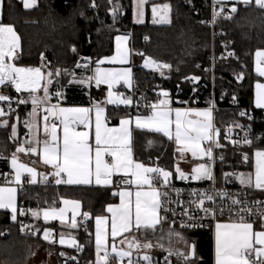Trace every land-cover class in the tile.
<instances>
[{"label":"trees","instance_id":"obj_1","mask_svg":"<svg viewBox=\"0 0 264 264\" xmlns=\"http://www.w3.org/2000/svg\"><path fill=\"white\" fill-rule=\"evenodd\" d=\"M130 1L36 0L34 7L25 8L20 1L3 0L0 24L13 26L20 37V49L15 63L26 68H40L45 76L44 85L48 88V103L54 102V96L60 93L59 101L62 105L102 103L105 91L103 87L95 84L84 87L77 80L87 79L99 61L112 54L114 40L120 35L129 36L131 33L134 47L141 52V56L135 60L133 74L139 88L142 89L147 83L156 84L159 91L169 94L172 104L177 98L175 93L178 90L189 92V78L205 79V69L209 66L213 51L215 106L226 108L235 101L239 106L251 109L250 119H244L236 111L217 110L216 124L224 126L237 122L249 126L253 133H264V110L254 109L251 105L253 83L257 80L253 73L252 57L255 51L264 50V9L253 3L234 5L237 9L235 13L223 9L220 15L214 16L215 23L211 31L210 0H164L171 8V23L166 26L151 23L132 25ZM229 16L231 18H226ZM145 37L146 42L141 43ZM225 53L227 57L222 56ZM149 58L170 67L161 72L146 70L141 63L143 59ZM48 73L53 75L48 77ZM48 79H51L50 84H47ZM206 92H209V88ZM22 95L29 101V96ZM38 96H43L42 91L38 92ZM194 105L206 107L209 106V100L203 97ZM30 108V105L18 107L13 113L7 114V126L0 127V183L8 181L10 176L8 157L23 145L19 139L12 138L11 128L16 124L19 134L23 133V119ZM106 108L113 122H116L114 116L126 113ZM219 145L220 154L215 172L221 183L233 171L240 169L241 150H264V139L257 144L245 143L239 148H232L220 139ZM143 154V158L160 157L165 166H169L173 159V148L171 143L165 142L157 153L150 151ZM63 198L79 201L82 212L89 213L90 220L87 230L78 229L73 234L81 248L73 251L56 250L53 254L54 262L71 264L76 251H80L81 259H95L92 221L105 214L108 204L117 202L112 191L62 185H29L18 193L19 213L14 223L10 222L7 212L0 211L1 264H29L34 259L38 246H46L41 233L49 225L40 220L32 228L33 235L19 234L21 223L33 218L32 213L21 214L22 211L26 208L43 209L51 204L57 207ZM180 230L195 247L191 264H211L210 230ZM55 234H58L57 231Z\"/></svg>","mask_w":264,"mask_h":264},{"label":"snow or ice","instance_id":"obj_2","mask_svg":"<svg viewBox=\"0 0 264 264\" xmlns=\"http://www.w3.org/2000/svg\"><path fill=\"white\" fill-rule=\"evenodd\" d=\"M141 11L139 16H143L142 6L146 0H138ZM223 0H217V3H222ZM237 3L250 5L253 0H236ZM255 5L264 9V0H254ZM25 8L34 7L36 0H22ZM3 0H0V7H2ZM95 6V5H93ZM168 9V5L163 6ZM154 17L157 14V9H152ZM223 11V9H221ZM236 7L231 8V12L235 13ZM220 15V13H216ZM226 18H231L226 17ZM138 22H142L138 20ZM154 23H168L167 14L161 16L159 20L154 18ZM117 38V53L110 58L111 62L125 63L127 55L122 53ZM147 39V37H145ZM20 49V37L11 25L0 24V86L11 84L14 86L16 92L25 91L29 93L33 110L30 114L35 117L37 109L41 105L48 102L49 94L48 88L45 84L42 88L44 95L42 97L33 95L41 90V81L45 79L44 74L40 68H24L17 67L12 61L18 58V50ZM75 51V48L72 49ZM256 56L264 57V51H257ZM100 63H103L101 61ZM78 67L80 65H77ZM145 67L169 68L170 65L159 64L154 60L146 59ZM258 72L264 76V69L258 67ZM59 74L58 72L56 73ZM163 74V73H161ZM51 77L53 73H48ZM95 80L97 86L107 84L109 88L107 103H123L128 104L131 101L127 98L120 99L114 98L112 88L115 84L123 80L126 84L131 86V69L125 68L121 70H102L97 68L94 77H89L80 83L90 82ZM51 83V79L47 80V84ZM260 90L257 93V106L264 108V84H257ZM59 96L60 93H57ZM168 93L163 92V99L159 100L157 104L151 105L152 113L146 118L136 117L135 127L137 129H148L158 133H163L168 139H173L176 142L178 151L183 154L184 152H191L193 157L207 156L209 159L213 156V147H220L218 141L214 140L213 136V123H212V109L209 108L204 111H197L194 109H175L169 107ZM0 102H8L9 109H11V98L8 95L0 92ZM18 104L27 103V100H17ZM47 113L43 119L47 122L49 116L54 117L63 125V138L62 145L59 142L57 135V124L51 123L49 127L45 123L44 131L50 135V140L46 139L43 142V163L51 165L54 169L53 175L58 177L55 181L56 184H69V185H89L93 182L96 185H110L113 183V176L123 174V183L128 185H135L138 189L133 193L132 191H120L115 193L120 197V203L115 206H108L107 211L111 213V223L109 232V217L98 216L95 218V248H96V261L95 264H109L112 254L116 257L123 259L124 257H131L130 251L117 250L115 245L111 246L109 251V236L115 240L117 236L129 233L133 229L136 231H155L158 224L161 223L163 217L158 215L159 210L162 208V196L166 193L160 192L155 186V182L162 177L164 185H167L170 172L165 171L159 167H146L142 163L135 162L131 150V132L129 125L132 123L130 119H122L119 127H108L104 117V109L98 104L95 106V148L93 155V147L89 144V132L77 131L79 125L85 128L91 126L90 113L92 109L89 108H64L59 105H51L44 108ZM175 112V118L172 119V112ZM5 115V111L0 107V117ZM243 115V113H241ZM202 117L203 119H191L190 117ZM7 121L0 122V127L7 126ZM26 126L30 129L35 127V122L25 121ZM175 126L174 134L172 126ZM219 132L217 130L216 135ZM12 135H16L15 126L12 128ZM203 142H208L207 148H202ZM28 143V142H26ZM39 144V141H36ZM151 143V142H149ZM245 143L250 141L245 140ZM31 152L36 153V147H30L27 150L24 147H18L17 152ZM110 157V161L105 157ZM256 171L254 187L257 189H264V150L256 151ZM247 160L248 157L244 156ZM13 168L15 172V183H21L22 170L31 174V183H36V173L33 168H28L23 164L17 163L15 154L12 158ZM180 178L186 179L187 176L177 168ZM207 178L211 179V168L206 164H200L193 169L192 179ZM242 184L253 186L252 175L249 174L245 177L244 174L239 176ZM148 186L149 190H144ZM16 192L14 187H0V209H10L11 219L16 220ZM211 200V196L206 197ZM203 200L200 205H203ZM239 201L234 200L233 204H238ZM65 207L57 210H45L43 218L45 221L49 219L60 220L65 223L66 214L71 210V223L70 227L75 229L78 227L76 217L81 208L79 201L64 200ZM207 215H214V211L210 209L204 210ZM244 211V209H241ZM23 214V213H21ZM250 214V213H249ZM32 215L39 218L38 212H32ZM85 220L89 218V213H82ZM238 222L230 223H217L215 225V264H264V230L254 231L253 223L247 222L246 218L239 215ZM260 217L264 220V212L260 213ZM188 226V225H184ZM264 229V223L261 224ZM173 233H169L171 236ZM177 237L183 239L179 233H175ZM52 233L50 230L44 231L43 238L52 242L50 237ZM121 244L125 243L124 240L120 241ZM59 243L61 245L67 244L69 247H76L80 249L81 246L77 244L75 238L66 240L64 234H60ZM185 243H187L185 241ZM129 249L139 248L141 245L133 238L127 241ZM144 248H151L150 243L143 245ZM103 253V255H101ZM195 256V247L192 245L189 252L177 253L185 261V264H190L191 256ZM171 254V252H170ZM63 255V253H61ZM144 261L151 264V257L144 255ZM73 259H75L73 257ZM129 264L132 261L129 260Z\"/></svg>","mask_w":264,"mask_h":264},{"label":"crops","instance_id":"obj_3","mask_svg":"<svg viewBox=\"0 0 264 264\" xmlns=\"http://www.w3.org/2000/svg\"><path fill=\"white\" fill-rule=\"evenodd\" d=\"M17 1L22 2V0H17ZM130 3H131V23H132V25L142 26V25H145L147 23H151L154 25H163V26L165 25L166 26V25H169L171 23V8H170L169 4L167 2H165L164 0H146V2L142 6V11H143L142 17L139 16V12L141 11V8L139 6L138 0H131ZM252 3L255 4L254 0ZM225 4L234 6V5L243 4V3H237L236 0H223L222 3H217V0H210V6L211 5L213 6L214 16L216 15V13L221 12V6L225 5ZM164 5H168V9H164V7H163ZM154 7L157 9V14L155 17L153 15V11H152V9ZM165 14H167V18L169 20L168 23L160 24V23H154L153 22L154 18L156 20H159L160 17L164 16ZM138 20H140L142 22H138ZM214 21H215V18H214ZM118 37L121 38L119 40L120 50L122 53H125L127 55V60L125 63L111 62L110 61V58L115 56L117 53V44H118L117 38ZM118 37H116L114 40V47H113L112 54L110 56H107V57L101 59L99 61V63L95 66V68H93L89 77L95 76L97 68H100L102 70H121V69H125V68H130L131 69V86H129V84H126L123 80H120V82L115 84L112 88V90L116 87H120L123 90H129L132 87L133 74H134V70L130 66V63H129L130 50H131V43L132 42H131L130 36L120 35ZM257 51H264V50H257ZM257 51L254 52L253 57H252L253 73H254L255 77L257 78V80L253 83L251 105H252V108H254V109L264 110V108L257 106V93H258V91H260L257 88V84H264V76H261L257 70L258 67L260 69H264V57L258 58L256 56ZM101 61H103V63H100ZM82 80H86V79H82ZM82 80H79V81L77 80V83L81 84L84 87H88L91 84L96 85L94 79H92L90 82H87V83H80V81H82ZM99 86L103 87L105 90L103 93L102 103H95V104L84 105V106H78V105L74 106V105H62L61 102L59 101L60 99L55 100L54 102H50V103L47 102L46 104L41 105L42 106L41 108L37 109V114L35 117H32L30 115L32 113L33 107H31L28 110L26 117L23 119L24 130H23L22 134H19L18 128H16V135L12 136V138L19 139L23 143V146L25 147L26 150L30 147H36L37 148L36 153H31L28 151H26L25 154H21L20 152L12 153L8 157V161H7L8 166H9V173H10L9 179L6 182L0 183V187H14L17 189L16 198H15L16 208H17L16 217L19 213L18 212V193L21 190H23V188L25 186L46 185L47 181L43 175V172L46 169H51L54 171V169L51 165H46L43 163V156H44L43 142L46 139L50 140V135L46 134L44 131L43 123L45 122V120L43 119V117L45 115H47V113L44 111V108L50 107L51 105H59L60 107H64V108H89V109H92V112L90 113L91 126L88 128H85L83 125H79L76 128V130L89 132V144L93 147V155H94V148H95V106L98 104L100 107H102L104 109V117H105V121H106L107 117H110L112 119V116L108 115L106 107H109L115 111H118V109L121 111H125L126 107L129 105V103L128 104H123V103L110 104V103H107L108 92H109L108 85L107 84H101ZM115 97H119L120 99L127 98V97L122 96V95H115L114 94V98ZM168 100H169V97H168ZM29 101H31V100H29ZM173 105L174 104H172L169 101V107L172 110L181 109L180 107H178V106L176 107ZM190 109H194L197 111H204V110L209 109V107H207V106L206 107L193 106ZM181 110L183 111V109H181ZM151 113H148V114L143 115V116H131L130 114H128L126 112L123 115L114 116L113 118L116 119V122H113L111 120L110 123H108L106 121V124L110 128L111 127H119L120 121L122 119H130L132 121V123L129 125V129L131 132V150H132L133 160L135 162L144 164L146 167H159L165 171L170 172L169 169L173 168L175 153H177V148L179 147V145L176 144L174 137H173V139L170 140L166 136H164L163 133H158V132H155L153 130H148V129H137L135 127L136 117L146 118L149 115H151ZM7 114L9 115L10 113H7ZM214 117H215V115H214ZM6 118H7V115H4L0 118V121H5V120H7ZM49 118L55 119L52 116H49ZM171 118L172 119L175 118V112L174 111L172 112ZM190 118L191 119H200V120L203 119L202 117H194V116L190 117ZM33 120H34L36 126L30 129L28 126H26L25 121H33ZM56 121H57V135L59 137V142L62 145L63 125L60 124V122L58 120H56ZM212 121H213V118H212ZM174 130H175V126L173 125L172 126L173 134H174ZM37 140L39 141V144L36 143ZM26 142H28V143H26ZM149 142H151V143H149ZM165 142L171 143L172 148H173V159L171 160L172 162L169 166H165V164L161 161L160 157L155 156L153 159L150 158L149 156L146 158L142 157V155H145L143 153H148L150 151H154L157 153V151L163 146V144ZM205 146L207 148L206 144H205ZM230 147L233 148L235 146L230 145ZM245 147H248V146H245ZM235 148H239V147H235ZM241 151L242 152L240 153V160H239L240 161V169L233 171L231 177L234 179L235 183L239 186L247 187V188L253 187L254 186V180H255V171H256L255 153H256V151H261V150L254 149V150L248 151V150L243 149ZM14 154L17 157V163L18 164H23L28 168L34 169V171L36 173V177H35L36 183L29 182L32 179V176L30 173L23 171V170H22V175H21V183L20 184L15 183L16 169H14L13 165H12V158H13ZM244 156H247L248 159L245 160ZM105 159L110 161L111 158L106 156ZM143 159H146V160H143ZM198 165H200V164L196 163V166H198ZM215 166H216V164H215ZM215 166L213 167L212 162H211V167H212L211 173L213 172V170L215 171ZM215 174H216V172H215ZM240 174H244L245 177H247L249 174H251L252 180H253V186H249L246 183L242 184L240 182V179H239ZM169 178H171L173 180L182 179L173 172L171 173ZM112 179H113V183L110 185H106V186L105 185H96L94 182L92 184H89V185H75V184L69 185V184H64V183H61L59 185H62L64 187H69V188H96V189H109V190H111L112 196L116 197L117 202L114 204H108L105 207V214L101 215V216L109 217V232H110L111 213H109L107 211V208L110 205L115 206V205H118L120 203V197H119V195H116L115 193H118L120 191H132L133 193H135V191L138 190L135 185H128V184L123 183V179H124L123 174L114 175ZM203 180H206V179H200L199 181H203ZM144 190H149L148 186H145ZM64 200L77 201V200H73V199L63 198L60 200L59 205L57 207H53V208H56L57 210H59L60 208L65 207V205L63 204ZM51 209L52 208L35 209V210H31L29 213L38 212L39 218H36L33 216L32 219L40 220L43 223L49 225V226L45 227L43 229V231L44 230H50L52 235H55L57 242H58V248L48 247L47 245L44 247V252H45V256H46V258L44 257V262H45L44 264H65L64 262H61V263H55L54 262L55 261V258L53 256L54 252L58 249H62L64 251H73V250H79V249H77L76 247H69L67 244L61 245L59 243L60 234L63 233L66 240L71 239V238H75L77 244H79L76 237L73 235L74 232L78 230V227L73 229L69 226L71 223V215H72L71 210H69L68 213L66 214L65 223H63V224L58 219L57 220L49 219L48 221H45L43 218V212L45 210H51ZM0 211L8 213L11 223H14L16 221V220L13 221L11 219L12 213H11L10 209H0ZM79 213L80 214H78L77 217L83 216L82 215V213H83L82 208H80ZM158 215L160 216V210H159ZM95 218L92 221V228H91L92 241H93V246L95 249V259L93 261H96V259H97L96 248H95ZM87 220L88 221L90 220V216ZM218 223H230V222L220 221ZM261 224H262V222H260V221L253 222L254 231L264 230L261 228ZM50 225H53V227H51ZM55 231H57V233H58L57 235L55 234ZM170 232L173 233L171 236L169 235ZM175 233H179L180 236L183 237V239H180L179 237H177L175 235ZM41 235H42V233H41ZM211 237H212V262H211V264H215V226L211 232ZM133 238H135V240L141 245V247L129 249L127 241L132 240ZM42 239L44 240V242L46 244L47 240H45L44 238H42ZM122 240H124L125 243L121 244L120 241H122ZM185 241L187 243H185ZM146 243H150L152 245V247L151 248H144L143 245ZM113 244L115 245L117 250L130 251L131 257L136 258V259H140L141 261H143L145 263H148V261H144L140 255L144 254V255L150 256L151 257V264H161V262H163L165 264H185V261L183 260V258L181 256H178L177 253L189 252L190 247L193 245L185 237V235L181 232L180 229H177L176 227H173L171 225H167L164 222H162V220H161V223L157 225L155 231H152V230L136 231L135 229H133L129 233H125L123 235L117 236L114 241L111 238V236H109V251L111 250V246ZM170 252H171V254H170ZM113 255H115V254H113ZM190 256H191V254H190ZM193 258L194 257L191 256V260ZM262 259H264V258H262ZM191 263L192 262H190V264ZM34 264H37V263H34Z\"/></svg>","mask_w":264,"mask_h":264},{"label":"built area","instance_id":"obj_4","mask_svg":"<svg viewBox=\"0 0 264 264\" xmlns=\"http://www.w3.org/2000/svg\"><path fill=\"white\" fill-rule=\"evenodd\" d=\"M232 5H222L221 9L231 10ZM214 12L213 6H210V18L209 26L211 31L214 27ZM131 39V50L129 63L134 70L135 60L141 56V52L134 47L132 34L130 33ZM141 43H145L146 39L143 38ZM227 57V53L222 55ZM142 63H145V60H142ZM141 63V64H142ZM238 76V75H236ZM189 86V92L183 93L178 90L175 95L173 106H178L183 110L190 109L195 106L194 103L201 100L205 97L209 100V108L212 109V118H213V136L214 140L218 141L222 139L224 142L233 145L235 147H241L245 144V140L254 142L257 144L259 141L264 139V133L257 132L253 133L252 129L245 125H240L239 123L225 124L224 126H219L215 121V112L217 110H232L236 111L237 114L244 119L251 118V109L246 107H241L237 102H232L229 107L226 108H217L215 106V61L214 53L212 51L209 60V66L205 69V79L200 80L199 78H189L187 80ZM209 88V92L208 91ZM14 86L11 84H5L1 86L0 92L5 95H8L11 98V109H9L8 102H2L4 110L7 113H13L18 107L28 106L33 107V104L27 103L18 104L17 100H27L25 96L18 95L14 92ZM115 95H122L127 97L131 101L126 107L125 111L131 116H143L148 113H151L153 110L151 105L157 104L159 100L163 99L162 93L164 91H159L157 85H151L150 83L145 84L141 89L139 84L133 78L132 87L129 90H123L120 87H116L113 90ZM182 95V97H181ZM55 100H59L60 96L55 95ZM42 106L38 107L41 108ZM243 113V115H241ZM111 118L107 117L106 121L111 122ZM57 121L55 119L49 118V120L43 123L51 126V123ZM219 132L218 136L216 132ZM208 147V142H205ZM213 147V156L211 158L212 166L214 167L218 156L220 154L218 147L215 144ZM53 170L46 169L43 172V175L47 181L46 185L40 186H56L55 181L58 177L53 175ZM212 178L206 179L203 181L193 180L190 176H187L186 179L173 180L169 178L167 185L163 184L162 177L157 180L154 186L162 193H166V196H162V208L160 209V217H163L162 222L167 225L176 227L177 229H209L212 232L214 226L220 222H238L239 215H242L246 218L247 222H256L260 221L264 223V220L261 219L260 213L264 212V189H257L253 187H242L235 183L234 179L231 176L226 177L219 182L216 177L215 171L211 173ZM6 182V181H4ZM211 196L212 199L208 200L206 197ZM203 200V205H200V201ZM239 201L238 204H233V201ZM55 203V200H53ZM52 202V203H53ZM47 208H53V204L48 205ZM205 209H210L214 211V215H207ZM244 209V211H241ZM30 208H26L22 213L26 214L30 212ZM250 213V214H249ZM78 229L87 230L88 229V220H85L83 216L76 218ZM37 224V220L30 219L21 223L19 227V234L23 236H31L34 234L32 228ZM188 225V226H184ZM52 242L47 241L46 245L48 247H57L58 242L55 235L50 237ZM80 251H76L73 255L75 259H71V264H95V261H90L86 259H81L79 256ZM103 255V253H101ZM129 260L132 261V264H148L140 259L133 257H124L120 259L112 254V258L109 261V264H129ZM161 264H165L161 262Z\"/></svg>","mask_w":264,"mask_h":264},{"label":"rangeland","instance_id":"obj_5","mask_svg":"<svg viewBox=\"0 0 264 264\" xmlns=\"http://www.w3.org/2000/svg\"><path fill=\"white\" fill-rule=\"evenodd\" d=\"M1 15H2V7H0V18H1ZM160 24H163V23H160ZM3 25V24H2ZM17 67H23V66H19L15 63V60L12 61ZM145 63H142L141 66L146 69V70H151V71H156V72H161V70H163L164 68H155V67H145L144 66ZM26 68V67H24ZM44 80L41 81V90L39 91H42V94L44 95L43 93V86H44ZM1 88V86H0ZM14 92L18 95H22V94H26L27 96H29V93L28 92H25V91H21V92H16L15 91V88L13 89ZM38 91V92H39ZM38 92L34 93L33 95H36L38 96ZM30 97V96H29ZM31 100V98L29 99ZM2 102H0V107L3 108V106L1 105ZM30 104L31 101H29ZM4 109V108H3ZM5 111V110H4ZM5 115H7V112L5 111ZM1 118V117H0ZM0 122H3V121H0ZM15 126V129L17 128V125H13ZM12 126V128H13ZM12 128H11V131H10V134L11 136L12 135ZM180 147V146H179ZM202 148H206L205 146V142L202 143L201 145ZM178 149V148H177ZM180 154V155H179ZM182 155V156H181ZM11 160V159H10ZM196 163H199V164H206L208 166H210L211 170H212V167H211V159H209L207 156H197V157H193L191 152H184L183 154H181L178 150H177V153H175V158H174V162H173V168L172 169H169L170 173H175L177 176L180 177L179 173L177 172V168H179V170L181 172H183L186 176H190L192 178V175H193V169L194 167L196 166ZM201 179H207V178H201ZM193 180H200V179H193ZM45 231V230H44ZM44 231L42 232V235L41 237L43 238L44 236ZM141 258L144 256V254H141L140 255ZM44 257L46 258V256H44V248L42 246H38V249H37V253L35 254L34 256V259H32V261L30 263L34 264V263H37V264H44ZM143 259V258H142ZM47 260V259H46Z\"/></svg>","mask_w":264,"mask_h":264},{"label":"water","instance_id":"obj_6","mask_svg":"<svg viewBox=\"0 0 264 264\" xmlns=\"http://www.w3.org/2000/svg\"><path fill=\"white\" fill-rule=\"evenodd\" d=\"M111 12V14H112V11H110ZM19 147H24L23 145H21V146H19ZM21 154H25L26 153V151L25 152H20ZM197 167V166H196ZM3 237L5 236V234H3L2 235Z\"/></svg>","mask_w":264,"mask_h":264}]
</instances>
